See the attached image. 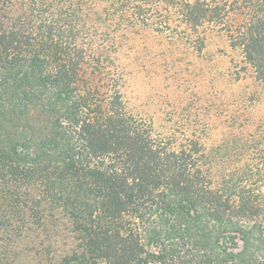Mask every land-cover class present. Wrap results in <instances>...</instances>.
Masks as SVG:
<instances>
[{
  "label": "trees",
  "instance_id": "obj_1",
  "mask_svg": "<svg viewBox=\"0 0 264 264\" xmlns=\"http://www.w3.org/2000/svg\"><path fill=\"white\" fill-rule=\"evenodd\" d=\"M170 6L192 29L229 18L264 81V0H0V264L5 241L65 223L54 264H264V200L86 76L110 74L124 29L176 31Z\"/></svg>",
  "mask_w": 264,
  "mask_h": 264
},
{
  "label": "rangeland",
  "instance_id": "obj_2",
  "mask_svg": "<svg viewBox=\"0 0 264 264\" xmlns=\"http://www.w3.org/2000/svg\"><path fill=\"white\" fill-rule=\"evenodd\" d=\"M165 14L176 31H158L156 24L124 29L111 52L110 74L86 76H94L92 85L109 82L110 90L121 92L127 113L171 148L199 141L215 183L235 176L263 201L264 81L235 44L229 18L222 26L205 23L192 29L179 22L171 6ZM65 224L49 226L51 237L37 230L5 241L11 245L7 263L54 264L59 256L53 248L59 253L72 236Z\"/></svg>",
  "mask_w": 264,
  "mask_h": 264
}]
</instances>
